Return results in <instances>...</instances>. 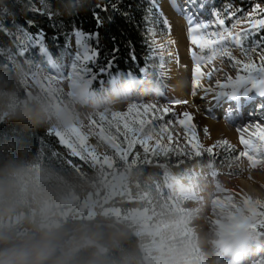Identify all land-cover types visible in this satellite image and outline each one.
I'll use <instances>...</instances> for the list:
<instances>
[{
    "label": "rangeland",
    "instance_id": "374dc122",
    "mask_svg": "<svg viewBox=\"0 0 264 264\" xmlns=\"http://www.w3.org/2000/svg\"><path fill=\"white\" fill-rule=\"evenodd\" d=\"M29 1L37 11L45 12L50 9L49 0ZM150 1L156 7L155 10H150L148 17L155 49L151 65L140 76L133 73L120 75L108 84L98 81L99 77L93 71V68L99 69L95 65L96 56L92 60L82 62L76 59L77 54H86L87 49H92L91 38L78 44L76 33H82L84 37H89L88 34L76 30L68 38L66 47L57 57L52 58L39 39L38 43V40L31 37L26 30H20L17 42L19 41L21 45V53L32 50L31 52L35 54L33 63L29 65V69L24 68L14 52L9 54L8 59L20 70L28 96L37 99L48 115L55 118L56 123L52 130H63L77 125L80 134L85 138L83 154L95 152L101 158L107 155L111 159V164L110 166L93 164L90 159L83 160L92 166L100 165L103 168L100 184L85 197L79 196L75 185L58 173L33 164L8 167L0 182L14 183L17 195L14 200L15 211L0 218V231L17 226L27 214L31 218H38L41 225L47 223L53 226L69 217L91 219L97 214L103 217L113 215L119 221L128 220L132 223L136 235L140 236L142 241L144 258L150 264H155L158 250L162 248L183 249L184 264L216 263L217 259L223 256L221 248L215 245L221 240L222 231L232 239L238 238L236 244L241 241L243 250L248 248L249 243L252 248L264 246V227H260L259 224L255 229L251 227L254 221L245 203L250 200L255 206L256 221L264 220V215H260L264 214V157L260 156L264 154V145L246 134L245 137L242 135L243 138L253 141L255 150L243 143H232L224 137H213L202 122L201 115L193 110L194 105L199 108L198 103H192V90H187L182 83L180 69L182 53L166 5L174 8L182 18L184 17V21H188L186 22L188 30L196 24L208 25L207 28L192 34L197 38L206 33L217 34L216 37H206L208 39H218L221 34L228 36L229 32L233 36H241L242 47L227 39L201 49L198 44L191 43L189 31L186 35V50L192 51L194 68L196 72L199 69L198 72L204 75L202 77L197 74L195 80L205 82L211 87H219L227 84L229 80L235 83L238 77H244V83L224 88L228 90L233 87L236 93L231 92L229 97L235 94L239 100L244 95L253 97L252 99L259 97L260 89L264 88V85L259 83L262 78L260 73L254 72L249 76L243 69L244 64L252 63L259 66L264 63L260 59L264 53L258 49L254 39L259 27L253 28L250 22L264 19V13L255 14L254 10L244 13L229 8L217 9L213 6V0H190L194 7L191 11L185 3L186 0ZM194 12L196 15L193 17ZM250 13L253 14L251 17ZM218 19H223L224 24L220 25ZM236 61L240 63L237 64ZM77 70H86L88 75L81 78L74 74ZM98 71L103 72L105 69ZM132 78L135 81H131ZM254 83L256 87H253ZM252 99L250 101L253 106ZM235 102L236 100H233L232 103ZM133 105L136 109L147 105L155 106L143 116L146 121L144 130L129 133L130 138L143 140L146 133L151 131L153 139L148 141L150 148L148 153L144 152L140 143H135L128 149L124 137L115 131V122L111 128L105 123L104 131H101L99 126L90 124L91 119H97L99 115L105 113L109 116L112 113H121L120 123L124 122V117L131 122L136 113V109L129 112ZM224 106L222 111L217 112L216 120H224L235 128H238L237 125L243 126L255 120L264 126V111L256 116L258 106H255V112H252L257 119L254 118L250 122L225 120L228 114L235 115V111H231V105L229 111L228 107ZM164 109H167V112ZM60 113L65 114L67 118L59 120ZM185 113L188 115L185 116ZM234 115L232 117H235ZM136 119L139 120L140 117L136 116ZM257 125H252L251 128L254 129ZM107 137H118L117 143L128 151L126 160L119 159L118 151L112 148ZM68 140L73 144H79L74 134L66 135L65 141ZM157 140L160 141V148L156 147ZM61 143L66 146L65 142ZM194 144L199 145V148H194ZM66 148L72 153L67 146ZM209 148L212 152H208ZM197 151L199 155L196 154ZM246 151L253 156L255 167L247 156L241 155ZM219 157L233 163L234 169L240 173L234 174L217 169L213 161ZM201 159L205 161V165L196 169L184 168L183 172L177 175L168 166L173 161H176V166L181 167ZM140 163L158 165L161 163L167 169L162 178L152 184L148 194L133 188L129 179L131 168ZM130 200L143 201L142 205L145 206L123 211L117 205L118 202ZM216 200H220L225 207L221 209L220 205L214 203ZM257 201L260 203L256 204ZM227 222L239 224L245 222V228L237 233L238 230H233V226H226ZM201 226H207V231H199L202 229ZM84 240L83 246L95 245L99 251H106L90 238L86 237ZM205 240H208V245L205 244ZM234 241L235 239L232 244ZM79 249L74 237L69 238L61 246V252L70 256ZM209 250H212V254ZM236 253L217 264H233L237 260ZM250 255L249 259L244 256L235 264L264 262L263 253L257 259ZM239 256L242 257L240 254Z\"/></svg>",
    "mask_w": 264,
    "mask_h": 264
},
{
    "label": "trees",
    "instance_id": "16d2710c",
    "mask_svg": "<svg viewBox=\"0 0 264 264\" xmlns=\"http://www.w3.org/2000/svg\"><path fill=\"white\" fill-rule=\"evenodd\" d=\"M49 2L50 9L40 12L29 0H0V178L8 167L33 164L58 173L75 185L79 196L85 197L100 184L103 168L73 155L57 136L51 134L55 118L48 115L37 99L28 96L21 72L9 61V54L14 52L18 62L29 69L35 54L32 50L21 53V45L17 42L20 30L39 39L52 58L57 57L66 47L68 38L80 30L91 37L90 45L98 53L95 65L99 69L93 68L98 81L108 84L129 73L140 76L155 56L148 17L150 10L156 7L150 0ZM257 4L264 6V0H213L217 9L229 8L244 13L254 10ZM97 17L100 23H97ZM254 39L264 53V28L257 29ZM113 48L118 49L115 54ZM109 61H112L110 66ZM100 69L105 71L99 72ZM175 162L168 166L176 175L184 168L196 169L206 164L203 159L181 167ZM213 164L221 171L240 173L233 163L222 157L216 158ZM166 170L161 163H140L131 168L129 179L133 188L148 194L152 184L159 181ZM142 204L144 202L140 200L117 203L123 211L145 206ZM1 231L17 241H34L42 235L40 220L29 214L17 226ZM71 237L80 247L72 256L61 252V246ZM86 237L106 251H99L95 245L83 246ZM51 240L55 251L49 264H150L144 258L142 241L132 223L119 221L113 215L60 220L54 225Z\"/></svg>",
    "mask_w": 264,
    "mask_h": 264
},
{
    "label": "bare ground",
    "instance_id": "6f19581e",
    "mask_svg": "<svg viewBox=\"0 0 264 264\" xmlns=\"http://www.w3.org/2000/svg\"><path fill=\"white\" fill-rule=\"evenodd\" d=\"M166 7H167V12H168L169 17H170V22L172 23V26L174 29L175 37L177 38V41L179 43V47H180V50L182 53L181 68H180L181 72H182V81H183L182 83H184V86L187 90L188 89L192 90V97H191L192 103L193 104H195L196 102L198 103L199 108H197L194 105L193 110L196 113L198 112V114L201 115L202 122H204V125L208 127L211 134H213V137L214 136L224 137L226 140H228L232 143H238V144H242L241 138L244 136V134H246L247 136H252V138L255 139L256 138L255 134L257 132V128L255 127L254 129H252L251 126L257 125L258 124L257 120L252 121L251 123H247L246 125H243V126L237 125L236 127H238L239 128L238 129V128L232 127L231 124L229 125L228 122H226L224 120L223 121L216 120V118H217L216 114H218L217 112L222 111L224 104H225V106L228 107V111H229L230 105H231V111H235L236 110L235 107L238 104L239 105L238 113L235 112V115L234 114H228L229 116L227 118H225V120H228V119H229V121H232V120H235V121L248 120L250 122L251 120H254V118H256L257 115H259L260 113H262L264 111V96L260 95L259 96L260 98L258 96H256L254 99H252L253 97H244V96H246V95H244L239 100L235 94H234V96L229 97L231 92L236 93V91L233 90L234 89L233 87H230L228 90H225L224 88L222 89L220 87H211L207 83L202 82V81H196L195 79H196L197 74H199L202 77L204 75L200 72H196V68H194L195 64L193 63L194 59H193L192 51L186 50V35L188 34V31H189L188 27L186 25L187 24L186 22H188V21H184V19H183L184 17L182 18L181 15H179L174 10V8L170 7L169 5H166ZM177 8H178V6H177ZM193 8L194 7L192 5L188 6L189 11H191V9H193ZM194 14L196 15V12H194L192 14L193 17H194ZM192 19L193 18H191V20ZM191 20H189V21H191ZM132 81H135V80H132ZM230 99L236 100L235 104H233L232 103L233 100L231 101ZM250 99L254 100L253 103L255 105L253 104V106H252V101H250ZM258 99H260L261 101L258 102ZM246 100L250 101V102H246ZM225 101H228L227 104L224 103ZM256 103H261V105L260 106L258 105V107H256V113L257 114L255 116V113H252V112H255L254 107L256 106ZM225 106H224V108H225ZM252 108H253V110H252ZM233 115L235 117H232ZM259 126H260V128H264V126H262V125H259ZM260 156L264 157V154H261ZM244 224H245V222H242V224L241 223L239 224L238 222H230V223L227 222L226 226L227 227L229 225L233 226V228H234L233 230H235V231L238 230L237 233H239L240 230L245 228ZM201 228L202 229H200L199 231L202 230L205 232L208 229L207 226H201ZM221 234H222L221 240L217 241V243H215V245H218L219 248H221V253L223 254V256L221 258L217 259L216 263L213 262V264H217V262H219V261H221L227 257H230V256H232V254L237 252L235 254L237 256V260L235 262H233V264H235L236 262H239L240 260H242V258L244 256L247 257L249 254L253 253L254 246L252 248L250 245L251 243L248 244V248L243 250L242 249L243 244L241 241L238 244H236L238 238L232 239L231 236H229V235L226 236L223 231L221 232ZM239 235H241V234H239ZM202 237H204V236H202ZM234 239H235L234 244H232ZM207 241L205 240V244L208 245ZM263 247L264 246L258 245L257 248H258L259 253H260V251H262ZM209 251L212 254V250H209ZM239 254L242 255L241 258L239 256ZM218 256H219V254H218ZM211 262H212V258H211Z\"/></svg>",
    "mask_w": 264,
    "mask_h": 264
},
{
    "label": "snow or ice",
    "instance_id": "6c2138e0",
    "mask_svg": "<svg viewBox=\"0 0 264 264\" xmlns=\"http://www.w3.org/2000/svg\"><path fill=\"white\" fill-rule=\"evenodd\" d=\"M254 13L255 14H260V13H264V8H262L259 4L255 5L254 8ZM234 15V13H233ZM253 14L250 13L249 17H251ZM252 27L253 28H264V19H259V20H254L251 21ZM97 23H100L99 18L97 17ZM218 23L220 25L224 24V20L223 19H218ZM208 25L206 24H196L193 27H191L189 29L190 32V37H191V43H193L194 45L198 44V46L203 49L206 46H210L213 44H219L221 42H223L224 40L230 39L233 40L237 45H242V39L240 35H236L233 36L231 32L228 33V36H224L223 34L219 35L218 39H208L206 37H216V33H206L204 36H200L199 38H197L196 36H193V33H197L200 29H204L207 28ZM78 39H77V43L81 44L83 40L85 39H90L91 37H84L82 33H76ZM39 43V40H38ZM118 51L117 48H113V53L115 54ZM253 51H255V49H253ZM98 53L93 50V49H87L86 54H77V61H84V60H92ZM216 53L214 52L213 55H215ZM225 55H228V53H224ZM245 55H247V53H245ZM115 57H113L114 59ZM260 59L262 62H264V54H261ZM112 63V61H109V65L110 66ZM237 64L240 63V61H236ZM76 66L74 65V68ZM243 69L244 71H246L249 76L252 75V73H260L261 74V80L259 81V83L261 85H264V63H261L259 66H256L252 63H248V64H244L243 65ZM199 71V69H197V72ZM74 74H76L79 77H84L85 75H88V73L86 72V70L80 71H74ZM245 82V78L244 77H238L237 81L235 83H233L231 80H229V82L227 84H222L219 85L220 88H227L230 85H239L241 83ZM257 85L254 83L253 87H256ZM259 94L264 96V88H261L259 91ZM155 106L153 105H147V106H141L140 109H136V106L133 105L130 109L129 112L131 113L133 111V109H136V113L135 116L133 117L132 121L129 122L127 120L126 117H124V122L120 123L121 120V113H112L110 116L108 113L105 114H101L98 116L97 119H91L90 120V124L92 125H97L101 128V131H104L103 125L105 123L109 124V127L111 128L113 122H115V131L122 135L124 137V140L127 144V148L131 149L135 143H140L141 146L144 149L145 153H148L150 151V148L148 147V141L153 139V136L151 134V131H149L148 133H146L145 138L143 140H136L133 138L129 137V133L130 132H137V131H143L144 128V124L146 123V121L143 119V116L146 115L149 111V109H154ZM165 112H167V109H164ZM188 114L185 113V116H187ZM136 116L140 117L139 120L136 119ZM183 123V121L181 122ZM257 128V132H256V139L259 140L261 142L262 145H264V128H260L259 125L256 126ZM51 134L59 137L61 139L62 142L66 143V146L72 151L73 155L79 156L80 159L82 160H91L93 162V164H108L110 166L111 164V159L105 155L103 156V158H101L99 155H97L95 152H89L87 155L83 154V148H84V142H85V138L80 134L79 130H78V126L74 125L71 126L69 128L63 129V130H52L50 129ZM74 134L77 138V140L79 141V144H73L70 140L65 141V136L66 135H72ZM108 138V142L111 144L113 149H116L119 153V159L120 160H126L127 156H128V151L124 148H122L118 143H117V139L118 137H107ZM169 139H171V137H169ZM241 143L245 144L246 146H249L251 148H253V150H255V144L253 143V141L251 140H247L244 139L243 137L241 138ZM156 147L160 148V141L157 140L156 141ZM194 148L198 149L199 145H193ZM78 148L80 150H78ZM208 152H212V149L209 148ZM155 154V153H153ZM166 154V153H165ZM197 155H199V151L196 152ZM241 155L247 156V158L252 161V166L255 167L256 162L253 160V156L249 155L248 152H244ZM229 200L231 199L230 197L228 198ZM217 205H220L221 209H223L225 207V205L220 201V200H216L214 202ZM246 206L249 207V211L252 213L251 214V219L254 221V223L251 225L252 228H257V225L259 224L260 227H264V220H260V221H256V216L257 213L255 211V206L252 204V202L246 201ZM260 202L257 201L256 204H259ZM260 215H264V214H260ZM261 264H264V262H261Z\"/></svg>",
    "mask_w": 264,
    "mask_h": 264
},
{
    "label": "clouds",
    "instance_id": "9594fccd",
    "mask_svg": "<svg viewBox=\"0 0 264 264\" xmlns=\"http://www.w3.org/2000/svg\"><path fill=\"white\" fill-rule=\"evenodd\" d=\"M65 114H58L63 121ZM14 175V174H13ZM16 185L11 182H0V218L11 215L15 211ZM42 216L44 215L42 211ZM54 226L41 225L42 235L38 240L17 241L10 234L0 231V264H49L55 251L51 240ZM183 249L158 250L155 264H184Z\"/></svg>",
    "mask_w": 264,
    "mask_h": 264
}]
</instances>
